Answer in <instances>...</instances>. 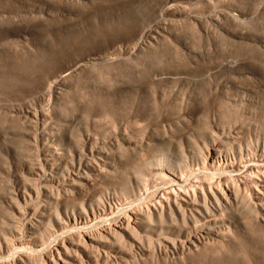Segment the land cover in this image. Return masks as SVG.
I'll return each mask as SVG.
<instances>
[{
	"label": "rangeland",
	"instance_id": "rangeland-1",
	"mask_svg": "<svg viewBox=\"0 0 264 264\" xmlns=\"http://www.w3.org/2000/svg\"><path fill=\"white\" fill-rule=\"evenodd\" d=\"M148 32L151 36H148ZM132 46H136L135 50L134 47L131 50ZM92 57L100 60L93 63ZM126 59L132 63L137 61L136 64L144 69L139 67L142 74L150 70L155 71L156 64L163 68L167 67V70L165 68L162 72L156 70V73L151 71L150 76L155 78L149 77L148 72V77L146 74H144L146 78L142 76L144 81L140 79L139 83L137 78L135 81H138V85L136 82L131 83L133 85L129 90L126 89L128 91L123 90L118 94L114 89L113 78L117 73V64ZM78 63H82L83 67L82 64L81 68L76 66ZM62 75L69 76L63 79ZM58 79L64 83H57ZM46 83L53 84L54 92L47 88ZM154 89L158 95L156 96L158 101L155 100L157 102H154L152 91ZM156 89L160 91L157 92ZM161 89L167 92L163 90L165 92L163 93ZM133 90L135 92L132 94ZM143 91L147 95H144ZM134 94L139 96L136 97ZM162 94L166 95L167 99L164 95L162 97ZM184 99L187 100V104L184 103ZM130 104L134 106L133 109L130 108ZM126 108L129 109V114ZM26 110L29 112L32 110L33 113L44 111L43 114L46 115L37 119L26 116L30 120H35V122L31 120L32 124L24 117L27 115ZM118 113L123 116H118ZM120 118L122 121L119 122ZM179 120L182 128H179L181 124L177 123ZM36 121L37 126L34 125ZM117 121L125 125L121 126L120 131L123 133L125 131L124 134L128 133L132 137H129L130 139L136 140H133L132 148L135 147L131 152L132 154L134 152V155H131L133 157L130 156L129 159L128 155L131 153H128L127 158L125 156L122 161V165L127 167L123 171L126 173L123 174L125 178L130 177L128 179L133 187L132 196L125 199L121 196L124 191L121 189H124L122 187H125L127 179L117 178L120 170L117 168L119 166L114 152V128L118 125ZM126 125L127 132L124 128ZM20 127L26 130V133ZM14 128H18L19 133ZM168 128L173 132L168 131ZM229 128L233 132L236 131L237 137H233L238 140L237 142H247L254 147L257 136L259 140L264 141V0H0L1 195L3 191L7 193L6 189L9 192L12 187L20 185V181L25 180L28 169L32 167L37 171L41 168L42 164L35 163L39 155L40 158H37L40 160L39 163L48 158L47 161L52 163L54 159L53 164H49L54 165L52 168L44 171L41 168L38 172L41 170L44 175L47 173L46 177L55 181L49 188L48 197L40 196L39 203L46 204L49 211L53 212L57 203L62 201L72 206L81 203L82 200L87 202L98 198L103 206L112 210V217L116 219L115 214L118 217L126 211L118 210L121 207L123 210L126 202L132 203L135 200L134 204L129 203L128 208L131 206L132 209H136L144 208L148 202L153 201L146 195L151 193L149 191L154 188L156 182L150 179L148 181V175L147 178L144 176L145 170L135 164L139 162L140 155L150 160L160 158L169 150L173 159L180 160L184 153L189 165L195 167L187 172H195L196 167H201L198 154L202 151L205 154V148L213 136L219 140L221 137L219 139L216 137L222 135L221 140L224 141H219L227 143L228 139L222 132L224 130V135L228 134ZM164 129L167 134L169 133L168 137L166 132L161 133ZM154 131L156 135L160 133L158 135L160 138L153 135ZM213 131H216L218 136ZM211 132L215 134L212 135ZM162 135L165 136L162 138ZM24 137L29 143H24L26 140L23 142ZM58 137H66L67 141L71 142L69 146L73 147L66 146L67 142L65 144L60 142ZM143 140L145 143L142 144ZM148 141L150 144L155 143L156 148ZM225 146L222 144L219 148L222 155L220 164L223 165H216L221 171H224L226 167H223L229 163L228 159L226 162L223 157L227 150ZM42 147L47 148V151ZM146 147L151 149L148 150ZM72 148L76 150L84 148V153L79 150L84 161L90 160L92 165L98 162L99 166L96 163L94 165L96 169L89 172L90 179L88 178L86 185H81L77 193L68 194V197L64 198L60 191L63 185L60 176L64 174V166L70 163L78 164L76 156L75 160L70 158ZM52 149L58 152L56 155H61L60 151L64 155H57L58 157L55 155L54 158L46 156L48 150ZM91 150L94 151L93 156L90 155ZM98 153L106 160L105 166H101L102 161L95 156ZM86 156L92 159L94 157V161ZM149 156L152 157L148 158ZM184 159L182 156L181 160ZM249 162L252 161H241L240 169L236 170L237 174L235 171L234 176L230 173L227 178L231 176L228 179L236 182L249 181L252 172L258 169V165L255 164V169L254 164L251 165ZM133 164L136 165V168H133L135 171L130 169ZM96 165L98 169L100 166L101 169L105 167L107 174L98 171ZM238 170L241 171L240 174ZM96 172L102 175L97 176ZM33 179L29 180V183L36 184L37 177ZM136 180L139 184L138 189L134 185ZM57 181H60L61 185ZM8 183L11 186L6 185ZM141 184L147 189L144 190ZM161 192L163 191L159 190V195ZM1 195L0 229L3 228L2 222H6L11 212L9 202ZM117 211L121 213L118 214ZM247 211L225 210L223 217L219 215L221 221L215 220L217 223L212 224V226L216 224L213 229L219 228L221 232H225L229 227V230H232L230 237L224 238V241L221 240L223 237H217L219 240L216 241L217 238L211 236L213 239H205L197 250L191 249L190 252L188 249L159 251L156 249V243L149 245L143 241L140 242V246L144 245V249H140L137 243L133 244L135 245L133 249L126 246L123 249L122 246L123 250L121 249L120 253L125 260L127 259L126 262L121 258L123 261L118 259L119 261H105L102 264H264V225L257 221L259 214L256 215L252 210ZM216 217L218 219V215ZM177 222L181 226V221ZM167 223L164 227H168ZM103 225L106 227V222ZM46 227L47 224L43 223L38 229L43 232ZM216 229L214 230L217 231ZM118 248L119 246H115L112 250L115 252Z\"/></svg>",
	"mask_w": 264,
	"mask_h": 264
},
{
	"label": "bare ground",
	"instance_id": "bare-ground-1",
	"mask_svg": "<svg viewBox=\"0 0 264 264\" xmlns=\"http://www.w3.org/2000/svg\"><path fill=\"white\" fill-rule=\"evenodd\" d=\"M217 15H215V16H217ZM217 18H215V19H217ZM152 31H154V30H152ZM156 31H157V29H156ZM142 33L144 34L145 32H142ZM149 33L150 32L147 33L148 36L151 34V33L150 34ZM145 35H143V36H145ZM133 47L134 46H132L131 50H133ZM135 47H134V50H135ZM137 47H139V46H137ZM136 49H138V48H136ZM140 50L143 51L142 48H140ZM92 60L94 61V62L93 61L92 62L95 63L97 60H100V58H97V57L93 58L92 57ZM124 60L121 63H119L120 61L118 62L119 65L117 64L118 68L116 70L117 73H115V78H113L114 79V82H113L114 89H116V92L118 94L122 93L123 90L128 91L131 88V86L133 85V84L131 85V83H135L136 82L135 80L137 78L139 79V80L137 79L139 81V83H141L140 79L143 80V77L146 78L144 76V74H146V76H147V74L149 72V71H147V73L145 72L144 74H142L143 72L140 70V69H142L141 68L142 66L141 67L138 66V64H136L137 61L134 62L132 60L134 62V63H132L131 61L127 62V59H126V61H124ZM129 60H131V59H129ZM86 62H87V60H86ZM78 64L79 65H76V66L79 67L81 64L80 63H78ZM151 64L152 63H150V65ZM202 64H204V63H202ZM81 66L83 67V64ZM81 66H80V68H81ZM160 66L161 65L157 66V64H156L155 69L157 70V72L158 71L162 72V70L164 68H165V70H167V67L164 66V68H163ZM184 66H186V65L184 64ZM86 67H88V66H86ZM86 67H84V68H86ZM139 67H140V69H139ZM153 67H151V69H153ZM173 68L176 69L175 66ZM76 69H79V68L76 67ZM168 69H170V67H168ZM142 70H144V69H142ZM156 70L155 71L150 70L149 77H151L150 76L151 71L156 73ZM73 72H74V69H73ZM163 72H165V71H163ZM140 75H141V77L142 76L143 77L141 78ZM158 75H159V73H158ZM66 76L67 75H62V78L66 79ZM70 76H72V74ZM153 77H151V78H153ZM133 80H134V82H133ZM63 81H65V80H63ZM58 82H62V80L57 81V83ZM57 83H56V85H57ZM63 83L64 82H62V84ZM46 84L48 85L47 88L51 92H54L53 84L52 83H49V84L46 83ZM134 85H136V84H134ZM137 85H138V83H137ZM146 86H147V84H146ZM126 89H128V90H126ZM135 89H137V88H135ZM138 89H139V87H138ZM157 89H156V91H157ZM163 90L165 92H167L165 89H163ZM152 91L154 92L155 89ZM159 91H157V92H159ZM164 91H163V93H165ZM134 92L135 91L133 90L132 94ZM138 92H140V91L138 90ZM138 92H137V94H138ZM143 94H144V91H143ZM156 94L157 93L154 92V102L158 101V99H156V96H158V95H156ZM139 95H140V93H139ZM139 95H137V96H139ZM144 95H147V94H144ZM163 95L164 94H162V97H163ZM167 95H169V94H167ZM120 96H122V95H120ZM128 96H130L129 93H128ZM164 96L166 97V95H164ZM140 97H141V95H140ZM165 97L163 99H165ZM170 97H172V96H170ZM179 97H181V96H179ZM126 98L128 99V97H126ZM174 98H176V97H174ZM118 99L120 100V98H118ZM118 99L116 98V100H118ZM123 99H122V101H123ZM166 99H167V97H166ZM152 100H153V98H152ZM155 100H157V101H155ZM174 100H176V99H174ZM122 101H120V102H122ZM182 101H183V99H182ZM125 102H126V99H125ZM185 102L187 104V100H185L184 103ZM180 103H181V100H180ZM127 104H125V105H127ZM131 104H130V106H131L130 108L133 109L134 106L132 107ZM118 105H120V104L118 103ZM190 106H191V104H190ZM122 108L119 109V112H120V110H122ZM20 109H21V107H20ZM127 109L128 108H126V110ZM31 111L29 112L28 110H26L25 113L27 115H25L24 117L28 116V117H33V118L37 119V117H42V116L46 115V114H43L44 111H41L40 113H37V111L33 113ZM133 111L135 112V110H133ZM126 112H128V114H129V112H130L129 109ZM132 112H131V114H132ZM120 115H121V113H118V116H120ZM122 116H120V117H122ZM126 116H127L126 117V119H127L128 115H126ZM28 117H26V119H28ZM165 117H168V116H165ZM120 119H118L119 122L122 121V118H120ZM28 120L32 124H33V122L31 120H33L35 122L34 119L30 120V118H29ZM118 121H117L118 125H116L115 126L116 128H114V131H115V138H114L115 150H114V152H115L116 161H117L118 166H119L117 168L120 170L119 173H117V178L120 180H124L123 177L125 178V175L123 173H126V172H123V171H125L127 167L122 165V161H124L123 158L125 156L127 158L128 153L130 154L132 152V149L134 150L135 147L132 148L134 139H130L132 137L128 133L124 134L125 133L124 129L122 130V131H124V133L120 131V128L122 125H124V123L121 125L122 122L119 123ZM180 121L181 120H179L178 122L176 121V122L181 124ZM133 124H134V126H136L135 123H133ZM34 125H36V126L38 125L37 121H36V124H34ZM215 125H216V123H215ZM36 126L34 128H36ZM127 126L128 125H126V127H124V128H126L125 129L126 132H127ZM182 127H183L182 124L179 125V128H182ZM217 127H218V124H217ZM221 127H219V130ZM20 129H22V128L20 127ZM14 130H17L19 133L18 128H16V129L14 128ZM22 130H20V131H22ZM175 130H176V127H175ZM232 130H233V128H232ZM27 131H28V129H27ZM168 131L173 132V130H170V129ZM24 132L26 133V130ZM155 132L156 131L153 132V135H156V134H154ZM165 132H166V135L168 137L169 133L167 134V131H165V129H164V132L161 131L162 134ZM213 132H216V131H213ZM235 132L236 131L233 132L230 129L228 131V134L226 133V135H224L225 131L223 130V132H222V133H224L223 136H225L228 139L227 143L225 142L227 147L225 146L224 142L221 143V141H224V140H221L223 138L222 135L219 137H216L218 139L221 137L219 139L221 141H219V140H216L214 138V136L212 137V135L215 133L212 134V132H211L212 135L208 134L213 139L211 138L212 140L210 141L208 146L205 144V141H204L205 147L207 146L205 148L206 149L205 154H203L204 151H202V149H200L202 151V153L200 152L198 154V157L201 160L200 161L201 167H199L198 166L199 163L197 161H195V163L196 162L198 163V164H195V166H198V167H196L195 172L193 171L191 173H188V172L190 170H193V168H195V167L193 166V168H192L191 165H189V163L187 162L188 160L186 159L187 157H185L186 154H184V153H182V156H184V158H185L184 160H181L182 156L181 157L179 156L180 160H179V158L173 159V156H170L171 153L169 154V152H168L169 150L167 152H165V154H163L160 158H153L150 160L142 158L143 156H141L140 155L141 153H139V155H140L139 159L140 160H139V162H137L135 164H138L141 167V169L145 170L146 175H144V176H146V178H147V175H148L147 180L150 179V181L152 180V181L156 182L154 185V188L151 189V191H149V193L151 192L150 194L147 193L148 190L145 191L148 194V196L146 195V197H149V200H153V201H151V203H150V202H148L149 201L148 200V201H146V202H148V205L146 207L136 208V209L134 207H133L134 209H132L131 206H129V208H128V205L130 202L129 203L126 202L127 204H125V206L123 205V207H125V208H123V210H122L121 206H120L121 208H118V210L121 209L120 210L121 212H123L125 209H126V211L121 215L119 214L121 212L117 211L119 215L117 214L118 215V217H117L115 214L116 219L113 218L114 216L112 217V214H111L112 210H108V208L103 206L101 204L102 202L98 198L89 200L87 202L85 200H82L81 203H79L77 205H72V206H69L68 204H66L65 202L62 201V202L57 203V207L55 208V210L53 212L49 211L46 204L39 203L38 201H39L40 196L48 197L49 188H50L51 184L55 183V181L53 179L51 180L50 177H49L50 179H48L46 177L47 173L45 175L43 173L44 170H46L48 168H52L54 166V165L53 166L49 165V164H53L54 159H53L52 163L47 161L49 158L47 160L43 159L42 163H39L40 160L38 161V159L40 158V156L39 155L37 156L38 153L36 152L37 153L36 154V156H37L36 160L38 163L36 162V160H35V163L38 165L42 164L40 166H41L43 171L40 170V172H38V170L41 169V168H39L40 166L38 167V165H36L39 168L38 169L36 167L38 169L37 171H34L31 167L26 172L27 176L24 177L25 180L20 181V183H19L20 185H17V186L15 185L16 187L15 188L12 187L13 189H9V192L6 189L7 193H5V191H3L4 192V193H2L3 195H1V193H0V195L3 196L4 200L9 202V207L11 208V212L8 214V218H7L6 222L5 221L2 222L3 228L0 229V264H100V263L102 264V262L111 261V260L115 261V260L120 259L123 261V259H121V258H124V257L120 253L122 246H123V249L125 248V246L128 249L129 248L133 249V246H135V245H133L134 243H137V245L139 247L141 244L140 242H143V241H146V243H148L149 245H151V244L153 245V243H156V249L159 251L162 249L163 250L164 249L165 250H169V249L172 250L173 249L175 251L176 250H183L184 251V249L185 250L188 249L190 252L191 249L197 250L203 244V241L205 239H209V238L211 239L212 238L211 236H214L215 238H217V237L222 238L223 237V239H221L223 241L230 237L229 235L232 232V230H229V227H228L227 231H225V232H221L219 228H218L219 231L216 228H214L217 230V231H215L212 227H215L216 224H215V226H212V224L217 223V222H215V220L221 221V218L219 215H221V217H223L222 215L225 214V210L228 211L231 209L232 210L233 209L248 210L247 212H249V210L254 211V213L256 215L259 214V216H257L258 219L257 218L256 219L263 226L264 225V170H263V167H264V141L259 140V136H257L256 145L254 147H252L247 142H243V141L237 142L238 140L233 137V136H235ZM27 134H28V132H27ZM159 134L156 135V138L158 137ZM127 135H129V136H127ZM215 135L218 136L217 132ZM164 136L165 135H162L161 137L163 138ZM34 137H35V135H34ZM34 137H32V139H34ZM235 137H237V136H235ZM86 138H87V136H86ZM158 138H160V137H158ZM150 139H152V138H150ZM150 139L148 138V140H150ZM165 139H166V137H165ZM25 140H26V138L24 137L23 142ZM27 140L24 143H26V142L29 143V141H27ZM58 140H60V142H62L64 144L67 142L65 145L68 147H73V146H69L71 144V142H68L66 137H63V138L58 137ZM207 140L209 141V139H207ZM234 140L235 141L237 140L236 141L237 147L235 145ZM134 141H136V140H134ZM37 142H39V140ZM62 143H60V144H62ZM143 143H145V141L142 142V144ZM134 144H135V142H134ZM149 144H150V142H149ZM220 144L221 145L223 144L226 147L225 149H227L226 150L227 152L225 151L226 153L223 151L225 154V155H223V157L225 158L226 162H227V159L229 162L226 166L223 167V168L226 167L227 171H225L226 169L224 171H221L220 169L218 170V168H216V165L220 164V158H222L221 149H219L221 146ZM36 145H37V143H36ZM56 145H58V144H56ZM78 145H79V143H78ZM146 145L149 146L147 143H146ZM150 145L154 146L155 143L151 142ZM161 145H162V143L159 146H161ZM243 146H245V148ZM76 147H77V145H76ZM154 147L156 148V145ZM58 148H60L59 145H58ZM146 148L148 149L149 147H146ZM151 148H149V149H151ZM223 148L224 147L222 146V149ZM46 149L47 148H45L44 150L47 151ZM64 149H66V148H64ZM166 149H169V148H166ZM40 150H42V149H40ZM52 150H48V155H46L47 152L44 155L49 156L50 158H54V156L58 152H54L55 149L53 151ZM79 150H80V148H79ZM79 150L72 148L73 153H71L72 154L71 156H74V157L72 158L70 156V158L73 160H75L74 159L75 156L77 157V160H78L77 165H74V163L68 162L70 164H68V165L65 164V166H64V163H63V166L65 167L63 169L64 174L62 173V171H59L60 169L58 170L60 173L63 174V176L62 175L60 176V177H62L61 180H63L62 181L63 185L60 187L61 182L60 181H57V182H60L59 187H60V191L62 192L64 198L65 197L67 198L68 194L77 193L79 190V187H81V185H83V184L86 185V182H88V178L90 179V177H88V175L90 174L89 172L94 171V169H96L94 166L96 163L99 166V163L96 161H95L96 163L93 162V163H95L94 165L91 164L90 160L86 161V159H85V161H84V159H83L84 157L82 156L81 152L79 153ZM159 150H160V148H159ZM163 151H165V150H163ZM82 152L84 153V148H83ZM102 152H104V151H102ZM60 153L63 154V152H61V151H60ZM93 153H94V151L92 152V150H91L90 155L93 156L94 155ZM153 153H154V151H153ZM41 154H43L42 151H41ZM62 154L61 155L57 154V155L62 156ZM68 154L70 155L69 152H68ZM149 154L150 153H148V155ZM57 155H56V157H58ZM131 155H134V152H133V154L131 153L130 155H128L129 159H131L133 157ZM66 156H68V155L66 154ZM95 156H98L97 158L100 161H102L101 166H105V163H107V162H104L106 160L103 159V155L98 153ZM130 156H131V158H130ZM145 156H146V154H145ZM86 157L90 158L88 156H86ZM150 157H152V156H149L148 158H150ZM193 157H196V156H192V158ZM59 159H61V157ZM59 159H58V161H59ZM64 159H66V158H64ZM71 159H67V160L70 161ZM90 159L94 161V157H93V159L92 158H90ZM129 159H127V161H129ZM67 160H66V162H67ZM73 160H72V162H73ZM195 160H196V158H195ZM225 160H223V161H225ZM230 160H232V162H230ZM243 160L252 161L251 163H253L254 166H255V164H256V166L258 165V169H256V166H255L256 171L252 172V174L250 175L249 181H247V180L241 181L240 180L241 182H236L234 180H232V181L229 180L230 179L229 177H231V176H228V178H229L228 179L227 175L230 173H231L230 175H232V173L235 172L239 168V166L241 167L240 163ZM60 161H62V160H60ZM192 161H194V159H192ZM56 162H57V160H56ZM130 162L132 163L133 161L130 160ZM57 163H59V162H57ZM192 163L194 164V162H192ZM135 164H133L134 166L132 165L130 167L131 171L132 170L135 171L133 169V168H136ZM33 165H34V163H33ZM97 165H96V167H97ZM138 165H137V168H138ZM59 166L60 165H58V167ZM100 167H99V169H101ZM190 167H191V169H190ZM60 168H62V163H61ZM219 168L222 169V166H220ZM56 169H58V168H56ZM97 169H98V167H97ZM99 169H98V171H100L101 173L103 171L104 172L106 171L105 167H104V169H103V167L101 170H99ZM253 169H254V167H253ZM46 172H48V171H46ZM127 172L129 173V171H127ZM238 172H239V170H238ZM249 172L251 173V171H249ZM105 173H103V176L105 175ZM240 173H241V171L239 172V174ZM96 174H97V176L102 175V174L98 175L97 172H96ZM235 174H237V171ZM132 175L135 176L134 174H132ZM233 176H234V173H233ZM36 177H37V181L35 180L36 181L35 183L38 184L37 186H36V184L29 183V180L30 181L34 180L33 178H36ZM106 177H107V175H106ZM140 177H143V176H140ZM177 177H179V178L177 179ZM128 178H130V177L125 178V179H127L125 182L127 186L125 184H123V185H125V187H122L124 189H121V191L124 190L122 195H121L124 197V199H125V197L126 198L131 197L132 193H133V187H132V184L130 182V179H128ZM137 181L138 180H136V183H134V185L138 189L139 184L137 183ZM119 184L120 183H118V185ZM6 185L11 186L10 183H8ZM145 185H147V184H145ZM141 186H142V184H141ZM142 187L144 188L145 186H142ZM146 189H147V187L144 188V190H146ZM10 190H12V191H10ZM159 190L163 191V192H161L162 194L160 193V195H159ZM139 191H140V189H139ZM120 194L121 193H119V195ZM119 195L117 194V196H119ZM121 196H120V198H121ZM146 197H145V200H146ZM121 199H120V201H121ZM143 199H144V196H143ZM126 200H128V199H126ZM134 201L132 202L133 204H134ZM141 202H142V200H141ZM132 203H130V204H132ZM142 203H144V202H142ZM149 203H150V205H149ZM118 205H119V203H118ZM232 207H235V208H232ZM109 209H111V208H109ZM222 212H224V213H222ZM217 215H218V219L216 217ZM256 215H254V217ZM110 218L112 220L113 219L114 220L112 221ZM109 220H111V222H108ZM178 220L181 221V226H179V224L177 222ZM105 222H106V227H104V225H103V223H105ZM167 222L169 223V225ZM43 223L47 224V227L43 232H41V231H39L38 226L40 224H43ZM165 223H167L168 227H164ZM187 225H190V227H186ZM182 227H183V229H185V228H187V229L183 230ZM154 236H156L157 238H155ZM218 240L219 239L217 238L216 241H218ZM232 240H233V238H232ZM115 246H119L120 249L118 248V251L114 252L112 249ZM143 246H140V249H144ZM126 260L124 258L123 262H126Z\"/></svg>",
	"mask_w": 264,
	"mask_h": 264
}]
</instances>
